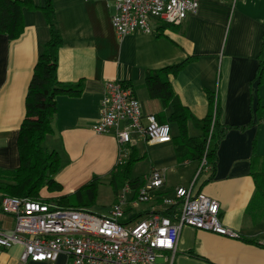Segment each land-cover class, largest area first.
<instances>
[{
	"label": "crops",
	"instance_id": "0c3cea01",
	"mask_svg": "<svg viewBox=\"0 0 264 264\" xmlns=\"http://www.w3.org/2000/svg\"><path fill=\"white\" fill-rule=\"evenodd\" d=\"M34 2L42 6L45 0ZM53 6L54 27L63 39L58 79L70 84L82 82L83 90L79 95L56 98L53 131L46 137L44 148L60 156L55 179L63 191L49 192L44 188L43 200L58 204L55 198L73 195L94 178H111L122 157L115 131L96 134L92 128L101 116L106 82L121 80L139 100L144 123L153 115L171 127L170 140L160 143L148 142L139 133H132L128 155L134 149L139 157L151 155L152 169L143 178L153 170L163 171V197H174L177 187L194 184L195 192L219 202L222 223L241 235L236 239L185 226L176 252H164L157 264H264V206L251 208L257 191L251 161L255 154L264 156V69L260 72L264 67V0H199L197 12L179 25L154 19L151 33L136 32L123 37L113 26L116 8L108 0H53ZM24 22V32L16 40L10 41L0 33L2 169H16L20 164L18 140L26 115L28 88L51 35L41 10H26ZM183 62L177 74L167 75L181 103L193 118L203 120L210 112L209 94L214 93L221 109L219 123L229 127L219 141L213 170L200 171L197 160L182 162L176 152L181 130L171 120L173 108L151 97L146 88L147 70ZM125 125L123 122L121 127ZM191 129L195 131L192 133ZM203 134L189 118L188 137L202 138ZM142 146L144 155L140 152ZM175 174L180 181L173 180ZM135 193L133 190L129 198ZM151 206L127 208L130 216L123 221L135 224ZM13 227V219L0 211V229L10 232ZM22 253L21 245L0 248V264H22ZM25 264L72 261L62 254L55 261Z\"/></svg>",
	"mask_w": 264,
	"mask_h": 264
},
{
	"label": "built area",
	"instance_id": "2783aa9c",
	"mask_svg": "<svg viewBox=\"0 0 264 264\" xmlns=\"http://www.w3.org/2000/svg\"><path fill=\"white\" fill-rule=\"evenodd\" d=\"M108 3L116 8L112 23L119 37L151 33L154 19L179 25L199 8V0H108ZM143 119L141 104L133 90L121 80L107 81L101 116L92 129L96 134L115 131L122 155L119 163L128 157L133 132L151 143L170 140L168 123L159 122L153 115L147 117V123ZM123 122L126 125L121 127ZM206 165L204 159L200 171ZM144 180L131 198V186L123 187L107 215L41 200L4 197L1 213L13 219L14 227L10 232L0 229V248L21 245L22 264L55 261L62 254L72 264H157L164 252H176L185 226L230 238L241 237L222 223L219 202L203 192H195L194 184L177 187L174 197H160L165 173L153 170ZM142 203L152 204L147 215L133 225L125 223L127 208L134 210ZM164 209L167 215L162 212Z\"/></svg>",
	"mask_w": 264,
	"mask_h": 264
},
{
	"label": "trees",
	"instance_id": "16d2710c",
	"mask_svg": "<svg viewBox=\"0 0 264 264\" xmlns=\"http://www.w3.org/2000/svg\"><path fill=\"white\" fill-rule=\"evenodd\" d=\"M26 10H41L50 26L51 35L39 55L28 88L26 115L18 140L20 164L16 169L0 168V196L2 199L17 197L51 202L43 200L42 191L44 188L50 192L63 191V186L55 179L60 169L61 159L56 151L49 152L44 148V141L53 131V121L57 113L56 98L59 95H79L83 90V84L82 82L63 83L58 79L59 49L63 45V39L54 27L53 0H45L42 6L36 5L34 0H0V33L6 35L10 41L20 38L25 29L24 12ZM184 64L185 62L160 70H147L146 88L151 97L159 98L164 104H171L173 108L171 120L177 122L181 130L177 139L176 152L182 162L192 159L201 164L205 159L207 168L213 170L217 163L219 141L229 127L219 123L221 109L214 93L209 94L210 112L203 120L193 118L189 110L181 103L167 75L177 74ZM262 68L264 67L260 68L261 73ZM189 118L193 119L197 128L202 129L204 133L202 138L188 137ZM158 121L169 124L160 119ZM139 159L142 157L137 155L136 150H131L127 159L118 163L111 172L110 185L116 196L115 202L119 192L126 185L131 186L136 192L135 195L144 185V178L132 176L133 167ZM251 164L257 186L251 208L255 206L261 208L264 206V156L255 154ZM100 184L99 178H94L73 195H62L55 198V201L64 208L89 210L96 201ZM163 194L165 193L161 192L159 196ZM157 200L162 201L161 198ZM162 212L168 214L165 209Z\"/></svg>",
	"mask_w": 264,
	"mask_h": 264
},
{
	"label": "rangeland",
	"instance_id": "374dc122",
	"mask_svg": "<svg viewBox=\"0 0 264 264\" xmlns=\"http://www.w3.org/2000/svg\"><path fill=\"white\" fill-rule=\"evenodd\" d=\"M191 130L192 133L195 131L194 129ZM140 152L142 155L146 153V150L143 146L140 147ZM151 169H152V160L150 153H148L146 157L136 161L133 167L132 175L135 178L136 177L143 178L144 176L150 173ZM172 178L175 181H180L181 179L178 174L177 175L175 174ZM101 180H102L101 184L98 187V193H97L98 195L96 201L91 207H89V211L98 215H106L110 211V207L115 200V193L113 191L112 186L110 185V177L108 175L102 176ZM47 191L49 190L47 189ZM1 202H2V197L0 196V204ZM144 206L145 204L143 203L140 204L141 208H143ZM129 216L130 213H127L125 214L124 218L126 219Z\"/></svg>",
	"mask_w": 264,
	"mask_h": 264
}]
</instances>
